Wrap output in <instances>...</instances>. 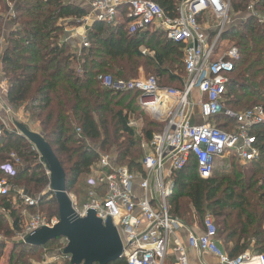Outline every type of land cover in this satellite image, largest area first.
Returning <instances> with one entry per match:
<instances>
[{"label":"trees","instance_id":"1","mask_svg":"<svg viewBox=\"0 0 264 264\" xmlns=\"http://www.w3.org/2000/svg\"><path fill=\"white\" fill-rule=\"evenodd\" d=\"M9 1L15 2V8L12 15L5 17ZM153 1L168 16L176 15L179 0ZM229 1L234 14L247 11L250 5L255 10L264 9V0ZM84 3L0 0V34L10 25L5 43L0 46L1 72L8 82L7 100L15 107L26 103L28 116L38 125L40 134L64 169L68 193L82 192L81 177L85 178L87 188L88 177L97 161L95 148L84 143V132L79 133L76 126V121H80L83 131L85 127L92 130L93 113L104 114L105 137L98 148L115 152L119 166L126 164L136 172L132 166L142 169L139 141L128 126L132 103L138 101L139 92L104 88L98 83L97 75L129 79L143 66L154 72L159 87L176 83L180 89L185 76L182 43L166 38L161 30L129 33L132 17L125 16L123 23L113 26L95 21L87 31L89 45L79 51L67 42H60L63 32L60 19L70 22L74 18L81 19L88 12V5ZM222 40L235 45L239 53L226 84L224 108L233 111L255 105L264 108V21L259 22L257 17L249 15L239 23H232ZM173 66L178 67L181 75L174 73ZM163 79L165 85L161 86L159 81ZM210 121L224 130L235 124L233 118L223 113ZM161 130L145 131L146 141ZM250 132L256 136L257 159L240 163L230 154L229 163L214 167L207 178L198 174L196 163L191 159L182 170L173 173V188L167 198L170 215L185 226L200 223L206 212H210L217 229L216 239L221 241L229 257L246 250L264 253V123L255 125ZM12 152L21 164L14 163L10 157ZM37 157V151L25 137L0 125V177L6 178L15 189L20 181L28 186L30 193L27 192L39 199L38 205L28 210L41 209L49 218H58L54 193H42L49 184V175ZM5 164H10L14 173L3 169ZM24 225L23 215L12 196L1 195L0 235L9 238L20 234L22 239L9 244L0 241V264L6 252L7 259L2 264H28V257L34 256L36 250L59 240H50L42 246L26 244ZM110 264L126 262L120 258Z\"/></svg>","mask_w":264,"mask_h":264},{"label":"built area","instance_id":"2","mask_svg":"<svg viewBox=\"0 0 264 264\" xmlns=\"http://www.w3.org/2000/svg\"><path fill=\"white\" fill-rule=\"evenodd\" d=\"M87 5L88 12L83 18L85 23L100 21L117 25L124 13L132 17L128 24L129 33L161 30L166 38L181 42L185 76L181 89H168L159 87L154 76L116 79L109 74L97 75L104 88L118 92L138 91L139 104L150 111L162 110L157 119L166 121V124L146 142L141 159L143 173L117 165L110 156L98 155L87 180L88 200L79 207L74 196L68 193L73 210L79 217L94 210L103 222L111 219L123 243L122 258L126 264H188L182 246L176 247L179 251L177 261L166 262L169 235L182 226L168 210L167 198L173 188V173L194 159L198 174L207 178L213 172L218 157L233 154L245 163L259 156L256 136L250 129L264 123V108L255 105L233 111L223 105L229 74L239 56L235 45L225 49L220 45L227 28L237 23L232 20L229 0H179L174 17L168 16L153 0H87ZM240 14L243 15L241 21L249 15L257 17L259 22L264 21L252 5ZM208 16L219 19L214 27H206L202 23ZM88 45L87 37H84L82 46ZM194 90L199 94L196 102L191 99ZM195 105L203 122L193 121ZM221 113L235 121L229 130L210 121ZM33 149L36 151L34 146ZM10 157L15 164H21L15 153L12 152ZM37 158L41 162L39 154ZM3 169L14 173L10 164L3 165ZM45 172L49 175L46 168ZM49 190L48 185L47 192ZM1 195L12 196L27 208L35 207L39 202L28 192L13 188L4 177H0ZM57 221V217L48 218L36 212L29 215L24 225L25 232L28 234L42 226L51 227ZM203 225L202 233H189V247L214 254L219 264H264V253L246 250L229 257L216 239L214 218L206 215ZM63 257L69 260V256Z\"/></svg>","mask_w":264,"mask_h":264},{"label":"water","instance_id":"3","mask_svg":"<svg viewBox=\"0 0 264 264\" xmlns=\"http://www.w3.org/2000/svg\"><path fill=\"white\" fill-rule=\"evenodd\" d=\"M19 134L36 149L41 162L49 172L50 192L58 204V221L51 227L42 226L28 233L24 243L45 245L50 240L64 239L62 254L69 256L70 264H110L123 256V243L110 218L103 222L94 210L79 217L65 187V172L49 143L38 133L21 123H15Z\"/></svg>","mask_w":264,"mask_h":264},{"label":"rangeland","instance_id":"4","mask_svg":"<svg viewBox=\"0 0 264 264\" xmlns=\"http://www.w3.org/2000/svg\"><path fill=\"white\" fill-rule=\"evenodd\" d=\"M66 1H72V0H66ZM75 1V0H73ZM82 1H87V0H82ZM81 3V2H80ZM230 3V1H229ZM231 8V6H230ZM256 11L258 12V14L264 19V9L263 8H259L258 10L256 9ZM122 16H124V14H122ZM243 15L242 14H234L232 16V20L236 21L237 23H239L241 21V17ZM9 21V20H7ZM219 21V19L215 16H208L205 17V19L202 21V23L207 27H214V25L217 24V22ZM9 23V22H7ZM10 25H6L4 30L1 32L0 34V46L2 47L3 45V36L6 37V31L9 29ZM223 41V40H222ZM79 42L82 41L79 40ZM231 42V41H230ZM221 47H223V49H225L226 47H229L230 45H232V43L227 42L226 40H224L221 44ZM142 50L144 52H147V50L145 48H142ZM149 68H145V67H140L137 75L135 77H128L129 79H134V78H140V77H148V76H156L154 74L153 71L148 70ZM174 70V73L177 75H181V72L179 71L178 67L176 69V67L173 66L172 68ZM106 73H111V72H107ZM112 74V73H111ZM116 79H120V78H116ZM160 85L163 86L165 85V80L163 79L162 81H159ZM99 83V82H98ZM100 84V83H99ZM178 84L173 83V84H169L166 85V88L168 89H180L178 86ZM102 86V85H101ZM132 107L133 109L130 111L129 113V121H128V126H130L133 129L134 132V138L139 141V147L142 151V157L140 158L139 161H141V159L143 158V155L145 153L146 150V138H145V131L147 130H151V131H156L160 128H163L166 124V121H160L158 120V116H161L163 111L162 110H154V111H150L148 109H146L145 107H143L142 105L139 104L138 101H134L132 103ZM26 103L19 105V106H13V108L11 109L10 112V116H8L5 120H4V124H3V128L7 131L10 132H14L15 134L18 135L19 131L16 128L15 123H21L23 125H25L28 129L34 131V132H38L40 133V129L38 127V125H36V123L30 119V117L27 114L26 111ZM194 111L197 110V106L195 105L193 107ZM103 112H97V113H93V115L91 116L93 121H94V128L92 127V130L89 128H82V123L80 121H76V126L80 128V130L78 131L79 133L84 132V143L87 145H90L91 147H94V151L95 154L98 155H107L110 156L112 159L116 158V153L111 151V150H106V149H99L98 146L100 144V141H102L105 137V131L102 128V119H103ZM2 123V121L0 122ZM212 124H214L211 121ZM159 125V126H157ZM162 125V127H161ZM95 129V130H94ZM94 135V136H93ZM15 153V152H14ZM16 154V153H15ZM229 159H230V155H226L222 158H217V166H220L222 164H228L229 163ZM37 161H39L37 159ZM122 166H127L126 164H123ZM135 166V165H134ZM132 166V168L134 170H137L139 173H143V170L140 169V167H134ZM129 168H131L130 166H128ZM85 178L81 177V181H80V188H82V192L80 193H74V192H69V194L73 195L74 198L77 200V202L79 203V207L82 206V204L88 200L87 196H86V189H85ZM21 182V183H20ZM19 184H17V189H21L25 192H29L30 191L27 189L28 186H26L22 181H20ZM152 185H154V182H151ZM49 185V184H48ZM48 185L45 187V189L43 190L42 193L46 192L48 189ZM29 188H32V185L29 186ZM33 192V189H31ZM14 201V198H13ZM14 204L16 205V207H18L20 213H22L23 215V220L24 223L27 222L29 215L35 214L36 212H39L40 214H43L45 216H48V214H46L45 211L40 210H33L30 209L28 210L27 207L24 208L21 206L20 202H16L14 201ZM206 215H211L213 217V215L210 212H206ZM205 215V216H206ZM214 218V217H213ZM23 234V232L21 233ZM123 237V236H122ZM22 239V235H15L14 237H4L3 235H0V241H5L7 244H9L12 240H21ZM124 240V237H123ZM64 245H63V239L62 240H58L56 243L53 242L52 244L48 245L45 248L42 249H38L34 252V256H30L28 257V264H64L67 259L63 257L62 254V249H63ZM6 254L5 256L2 258L1 260V264L4 263L6 261Z\"/></svg>","mask_w":264,"mask_h":264},{"label":"crops","instance_id":"5","mask_svg":"<svg viewBox=\"0 0 264 264\" xmlns=\"http://www.w3.org/2000/svg\"><path fill=\"white\" fill-rule=\"evenodd\" d=\"M69 2L76 5H80L83 4L85 1L72 0ZM85 4H87V1L84 3V5ZM14 8H15V2H10V1L7 2V9L4 16L7 17L9 15H12ZM83 18L84 17H82V19L74 18L72 22H70L69 19H60V23L63 25V32L59 41L67 42L71 46V48L76 49L77 51H79L83 47L81 42H79V40L82 41L84 37H88L87 31L95 22V21H88L87 23H85ZM125 19H126L125 15L124 16L121 15L117 24L123 23ZM2 39L4 41L3 42L4 45L6 37L3 36ZM7 88H8V82L2 75L1 63H0V122L4 121L8 116H10L11 109L13 108V106L7 100ZM191 99L194 102H196L199 99V94L197 91L194 90L192 92ZM193 121L197 123L204 121V119L200 117V115L198 114L197 110L193 112ZM4 123H0V125H3ZM239 162L244 163L241 161ZM215 167H218L217 162ZM203 230H204L203 221H200V223L195 222L191 226H185L182 224V226L179 227L174 233H171L168 239L166 262L170 263L173 261H177L179 257V251H176V247L182 246L183 253L186 255L188 264H219V259L214 254L205 251L204 252L199 251L197 249L189 247L187 244V238L189 233L192 232L198 235L202 233ZM217 241L219 246L222 247L221 241L219 239H217Z\"/></svg>","mask_w":264,"mask_h":264}]
</instances>
